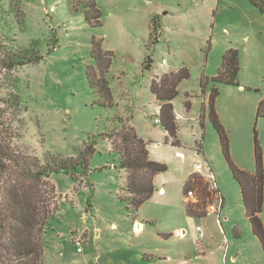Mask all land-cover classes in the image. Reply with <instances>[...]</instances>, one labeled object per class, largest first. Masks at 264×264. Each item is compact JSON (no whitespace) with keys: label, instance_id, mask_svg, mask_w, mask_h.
Masks as SVG:
<instances>
[{"label":"rangeland","instance_id":"obj_1","mask_svg":"<svg viewBox=\"0 0 264 264\" xmlns=\"http://www.w3.org/2000/svg\"><path fill=\"white\" fill-rule=\"evenodd\" d=\"M94 1L102 13V25L95 27L83 15L85 7L94 15L93 0H0V58L23 49L43 55L12 71L0 65L1 96L12 92L21 100L18 109L1 105L7 108L1 128L10 131L12 145L41 163L76 160L88 144L95 146L85 180L67 173L47 178L56 204L43 234V264H264L263 247L208 115L216 85V107L233 160L255 169V131L264 155V117L256 116L264 99V13L249 0ZM155 15L163 29L158 42L149 33ZM93 36L112 52L105 76L112 107L99 104L87 78L88 69H98ZM227 47L239 49L238 81L250 90L211 80L201 85L205 76H217ZM184 66L191 77L180 84L173 103L188 156L181 158L171 145H152L153 156L168 170L155 177L157 190L135 214L120 197H129L126 172L110 136L122 116L138 133L163 142L151 82ZM200 142L201 171L223 197L218 211L192 218L183 186L195 170L189 152L199 151ZM261 217L264 222V202ZM198 226L204 229L200 239ZM203 251L211 252L210 258H203Z\"/></svg>","mask_w":264,"mask_h":264},{"label":"trees","instance_id":"obj_2","mask_svg":"<svg viewBox=\"0 0 264 264\" xmlns=\"http://www.w3.org/2000/svg\"><path fill=\"white\" fill-rule=\"evenodd\" d=\"M264 13V0H249ZM90 6H94V15L84 9V18L92 26L102 25V13L100 7L93 0ZM157 16L152 17L150 39L159 41L160 28ZM102 40L93 36L92 54L98 69H88L87 78L98 97L99 104L113 106L112 91L105 78L111 63L112 52L102 48ZM223 60L217 76L210 78L205 76L201 85L211 80L214 83L227 85H239L240 51L237 48H229L223 54ZM43 55L32 54L27 49L11 52L7 57L0 58L2 68L12 71L18 66L32 62H39ZM152 57L146 62V68L152 66ZM191 77L188 67L184 66L178 72H166L161 78L155 77L151 82V91L160 102L161 112L159 120L168 132V139L175 146L181 145L178 134L180 129L175 115L174 98L179 95L180 84ZM0 84V91H1ZM219 96V88L214 85L208 99L209 118L221 141V149L233 176L237 180L242 194V202L245 207L253 233L257 236L264 251V222L262 220L264 202V155L257 135L254 133V158L255 170L253 172L242 169L234 160L230 151V138L227 129L219 117L216 107V98ZM7 108L18 109L21 100L18 94L9 93L7 98L0 94V264H43L45 227L55 208V188L49 186L47 178L54 173L71 174L74 179L81 176L85 180L88 175V160L95 152V146L88 144L78 155V159H50L41 163L36 158H30L22 154L10 141V131L3 126ZM188 109L191 102H186ZM257 118L264 117V99L257 105ZM119 130H114L111 135L112 147L121 155L120 167L126 172L124 192L120 197L126 200L131 212H138L139 208L154 195L157 186L155 176L166 172L168 166L158 160L152 159L147 145L149 144L140 136L135 127L127 124L122 116ZM184 204L187 215L192 218H202L211 211H218V204L223 197L219 188L213 185L208 177L200 172L190 174L185 180ZM194 193L190 197L188 192ZM217 205V206H216ZM186 264V263H183Z\"/></svg>","mask_w":264,"mask_h":264},{"label":"crops","instance_id":"obj_3","mask_svg":"<svg viewBox=\"0 0 264 264\" xmlns=\"http://www.w3.org/2000/svg\"><path fill=\"white\" fill-rule=\"evenodd\" d=\"M157 15V14H156ZM153 16V15H152ZM151 32V28H150V30H149V33ZM162 34H163V29L162 28H160V36H162ZM159 41H160V38H159ZM227 48H229V47H227ZM227 50V49H226ZM167 72H169V71H167ZM166 73V72H165ZM156 77H160V76H156ZM230 86H240L241 87V89H244V91H247V90H250L247 86H244V84H242V83H240L239 82V85H230ZM156 100L158 101V110H159V112H161V106H160V102H159V100L156 98ZM188 110V109H187ZM159 112H158V114H159ZM175 115H176V121H177V123H178V125H179V127L181 128V126H180V118H181V116L180 115H178V114H176V110H175ZM127 121L130 123V119L128 118L127 119ZM200 122H202V121H200ZM132 125V124H131ZM132 126H134V125H132ZM135 127V129H136V126H134ZM137 131V130H136ZM137 133H138V131H137ZM180 133V131H178V134ZM140 136H142V138L143 139H145L149 144L147 145V147H148V149H149V154H150V157L152 158V159H155V160H158V159H156L154 156H153V153H152V145H155V144H158V146H161V145H171L172 147H175L178 151H177V153L180 155V157H181V155H184V157H181V158H187V154L182 150V146H183V143H182V141H181V145H179V146H175L173 143H172V141L170 140V139H168V132L165 130V133H164V135H163V142H156L150 135H148V134H143L142 135V133H138ZM181 140V139H180ZM202 143L203 142H200L199 143V151H197V152H192V151H190L189 152V155L192 157V159H193V167H194V163H196V162H201L202 161V159H201V151H203V148H202ZM254 157V156H253ZM202 163V162H201ZM254 163H255V158H254ZM256 164V163H255ZM254 164V165H255ZM242 165V164H241ZM202 167H203V165H202ZM242 167H244V168H246V169H250V171L251 172H253L255 169H252V165L249 163V164H247V165H242ZM195 168V167H194ZM194 172H198L196 169L195 170H192V171H190L189 172V174H188V177H189V175L190 174H193ZM199 172H201L203 175H205L202 171H199ZM158 175V174H157ZM156 175V176H157ZM155 176V177H156ZM206 177H208V175H205ZM187 177V178H188ZM208 179H210L209 177H208ZM187 180V179H186ZM184 183H185V180H184ZM197 242H198V240H196ZM202 241V240H201ZM200 242H198V244H199ZM209 254H211V252H209ZM209 254H207V251L206 252H202V256H203V258H205L206 257V259H208V258H210V256H209Z\"/></svg>","mask_w":264,"mask_h":264},{"label":"built area","instance_id":"obj_4","mask_svg":"<svg viewBox=\"0 0 264 264\" xmlns=\"http://www.w3.org/2000/svg\"><path fill=\"white\" fill-rule=\"evenodd\" d=\"M157 121H159L160 122V120H159V118H157L156 119ZM183 157H184V155H182ZM194 167H195V169L197 170V171H201V169H202V163L201 162H196V163H194ZM210 179H211V177H209ZM214 184V183H213ZM215 185V184H214ZM188 195L192 198V197H194V193L193 192H191V191H189L188 192ZM198 232H199V235H198V238L200 239L203 235H204V229L201 227V226H198ZM78 244L80 245L81 244V242H78Z\"/></svg>","mask_w":264,"mask_h":264}]
</instances>
